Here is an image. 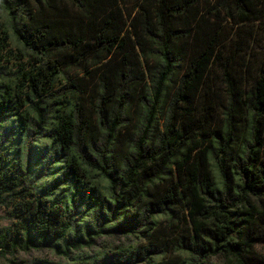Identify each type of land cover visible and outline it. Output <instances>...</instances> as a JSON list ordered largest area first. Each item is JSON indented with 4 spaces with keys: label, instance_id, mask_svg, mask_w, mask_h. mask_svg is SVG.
Instances as JSON below:
<instances>
[{
    "label": "trees",
    "instance_id": "1",
    "mask_svg": "<svg viewBox=\"0 0 264 264\" xmlns=\"http://www.w3.org/2000/svg\"><path fill=\"white\" fill-rule=\"evenodd\" d=\"M1 12L25 62L3 65L4 30L0 203L18 222L0 249L264 264V0H0Z\"/></svg>",
    "mask_w": 264,
    "mask_h": 264
},
{
    "label": "rangeland",
    "instance_id": "2",
    "mask_svg": "<svg viewBox=\"0 0 264 264\" xmlns=\"http://www.w3.org/2000/svg\"><path fill=\"white\" fill-rule=\"evenodd\" d=\"M6 30L8 34V39H6L4 43V51L3 56L4 59L2 63L9 70H14L17 64H22L25 62V59H20L21 50L20 45L17 44L16 40L12 34V27H9V23L7 22V16L5 13H0V39L3 38V31ZM1 44V43H0ZM3 46V44H1ZM7 60V64L5 63ZM3 198V197H2ZM13 206L11 204H3L0 203V235L6 229H13L14 224L18 221L13 217ZM111 243L113 244H123L125 241L123 240H114ZM5 252V254L3 253ZM36 264L38 262H48L51 264H65L66 260L62 258V256L57 255L53 251L49 249H16L14 251H7L5 248L0 249V264Z\"/></svg>",
    "mask_w": 264,
    "mask_h": 264
}]
</instances>
